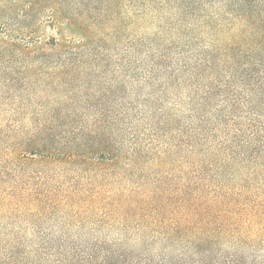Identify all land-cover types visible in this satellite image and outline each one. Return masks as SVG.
Segmentation results:
<instances>
[{
    "label": "rangeland",
    "instance_id": "rangeland-1",
    "mask_svg": "<svg viewBox=\"0 0 264 264\" xmlns=\"http://www.w3.org/2000/svg\"><path fill=\"white\" fill-rule=\"evenodd\" d=\"M241 1L0 0V264H264V100L228 59ZM103 110L136 123L115 144L136 165L65 159Z\"/></svg>",
    "mask_w": 264,
    "mask_h": 264
},
{
    "label": "trees",
    "instance_id": "trees-1",
    "mask_svg": "<svg viewBox=\"0 0 264 264\" xmlns=\"http://www.w3.org/2000/svg\"><path fill=\"white\" fill-rule=\"evenodd\" d=\"M242 7H237L239 16V20L243 21L247 28L249 29L248 35L249 38H241L236 43H233L235 45L233 48L229 49L230 55L228 56V59L231 60V62L235 66L243 67V69L246 70V75L244 78L248 79L246 81L241 80V86L251 87L250 80L255 82V85L257 86L256 92L258 93L259 97L264 100V0H242L240 3H243ZM255 4L259 5V7H256V9H252V6ZM250 92L253 89H249ZM122 106V105H120ZM141 113L140 110H137L136 114ZM126 113H113L108 111H100L98 114V117H95L91 123V126L86 127V130L80 129L79 135H83L85 137L84 140L85 143L81 146L82 149L81 152L74 153V151H70L67 153H63L65 155V159H73V156L82 157L83 159L89 160L90 156L94 155L99 159L101 162L104 161L105 163H117L119 159L125 158L129 161L131 160L132 165L135 164L139 160V156L137 151H132L129 157L125 156L128 155L129 150H127V153H122L119 149L120 147H116V138H118V134L121 136L127 135V138H129V141L132 143H129L130 145L135 144V140L132 138L137 137L135 136V128L136 123L134 122H126L123 127H118V122L120 120L126 121ZM136 120H137V116ZM133 119V118H132ZM134 120V119H133ZM135 121V120H134ZM118 130V131H117ZM120 130V131H119ZM117 131V134L115 135V132ZM236 138V137H234ZM22 145L23 151H25L27 154H30L31 156H40L43 158V152H46L45 148L39 150L36 148V146H39L37 144V141L33 138H28L19 143ZM137 154V155H136ZM232 158L237 156L235 152H232L231 154ZM242 156H245V153L241 154ZM26 157V156H24ZM45 157V156H44ZM50 156H48L46 159H49ZM53 159V158H52ZM58 159H55V161ZM21 198L22 196L17 192L8 193L4 200H8V202H16L21 205ZM47 199L46 195L43 194H37V198L33 199V201H36L38 203H42L44 199ZM61 203V202H60ZM141 206V202L137 203V207ZM165 212V210H164ZM206 213V212H205ZM195 215V212L193 210L187 211L185 214L184 222L186 224H190L192 219ZM201 216V215H199ZM189 230V228H187ZM174 231V229H172ZM227 230L225 229V225H222V229L220 233H225ZM206 235V233L204 234ZM203 235V236H204ZM214 237H218V235H215ZM190 239H192L193 243H195V250L201 251L202 253H212L213 249L210 246H204L203 240H206L209 238V235H207L202 241L201 237L198 236H189ZM218 239V238H217ZM197 242V243H196ZM46 245H49V243H45ZM103 252L102 250L100 251ZM104 253V252H103ZM78 256L81 257L80 254ZM102 258L104 264H110L112 258H122L121 255H118L115 252L108 253L105 252V255ZM78 257V262H84L85 259H93V256L88 255V257L81 258ZM233 258V257H231ZM185 260H182V262L177 264H188L184 263ZM235 264H247L243 262L241 259H236ZM147 264V263H145ZM161 264H172L169 260H163ZM198 264V263H197ZM250 264H253V261H251Z\"/></svg>",
    "mask_w": 264,
    "mask_h": 264
}]
</instances>
